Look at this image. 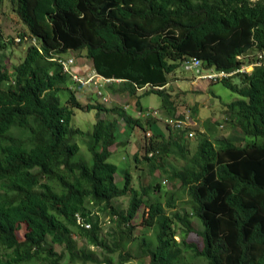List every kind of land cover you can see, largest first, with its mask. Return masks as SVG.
<instances>
[{
    "label": "trees",
    "instance_id": "1",
    "mask_svg": "<svg viewBox=\"0 0 264 264\" xmlns=\"http://www.w3.org/2000/svg\"><path fill=\"white\" fill-rule=\"evenodd\" d=\"M9 2L24 28L17 36L28 47L19 64L7 69L3 52L13 40L0 34V264H60L64 253L70 264L111 263L75 249L73 236L109 254L121 249L117 264H129L131 222L142 208L152 239H139L137 254L149 264H264V65L218 82L238 96L222 109L243 143L203 137L192 153L191 127L169 128L166 138L155 127L159 119L139 103L141 96L156 95L167 117L182 119L166 86L167 76L185 61L232 71L264 54V0ZM81 51L100 76L120 81L105 92L127 93L135 114L100 102L83 106L72 91L65 100L58 96L70 79L59 60ZM75 109L96 111L91 132L70 127ZM190 113L191 119L197 115ZM120 121L127 135L135 126L153 130L141 161L150 174L158 169L179 184L201 231L193 229L188 213L166 212L176 207L172 195L164 204L150 196L160 184L151 182L138 193L124 169L123 185H116L118 168L108 160ZM78 136L87 139L90 162L75 158ZM171 155L181 166L167 171ZM133 160L140 162L138 154ZM122 198H128L125 210L114 205ZM99 214L114 226L110 247L100 236ZM191 233L195 239L188 238Z\"/></svg>",
    "mask_w": 264,
    "mask_h": 264
},
{
    "label": "rangeland",
    "instance_id": "2",
    "mask_svg": "<svg viewBox=\"0 0 264 264\" xmlns=\"http://www.w3.org/2000/svg\"><path fill=\"white\" fill-rule=\"evenodd\" d=\"M24 31L23 25L20 23L16 14L13 12L9 0H3V3L0 5V34L6 40H13V44L9 46L3 52L5 66L7 69H11L12 66L19 64L22 60L27 44L17 43L15 39L17 35ZM66 59H74L75 65L80 68L81 75H85L86 72L93 68L91 61L87 59L85 52H68L66 53ZM93 70V69H91ZM251 69L249 68V71ZM92 72V71H91ZM90 73V72H89ZM88 73V74H89ZM87 74V75H88ZM116 81V84H120L119 80L113 79ZM169 84L167 85V91L170 93L174 105L176 108V115L185 114V116L191 117V111L194 109L197 113L195 118L191 119L190 130H191V146L190 151L193 153L194 147H196L199 139L206 137L211 141L216 139H232L235 143H243L242 136L239 135L237 127L235 125H230L226 123L225 116L226 111L222 107L224 104L230 103L238 98L230 90L225 88L221 83L218 84H208L202 82L197 77L192 75L189 72L183 71L180 67L175 72L167 76ZM119 81V82H118ZM236 82V80H234ZM73 92L76 100L83 106L86 105H95L100 102L97 95V90L94 87H81L77 82H73L69 79L65 85L62 86V89H59L57 92L58 96L65 100L70 92ZM139 91V92H138ZM138 95H141L142 90H138ZM97 95V96H96ZM110 99V103L104 104L105 108H114V106L125 109L130 115L135 114V105L134 102L130 101L127 93L114 92L113 94L107 93L106 95ZM101 103V102H100ZM139 103L144 109L150 114L153 111L158 113L159 119L156 129H161L163 135L168 138L170 135V129L165 126L163 118H167L165 111L161 108L160 98L156 95L141 96L139 98ZM103 104V103H101ZM159 106V107H157ZM134 111V113H133ZM95 110H81L75 109L73 117L70 122V127L73 129H79L84 133L91 132L93 124L95 123ZM105 114V113H104ZM100 115V116H103ZM138 114V113H137ZM198 116V117H197ZM152 117V116H151ZM207 123V124H205ZM124 122L120 121V130L121 135L118 139L117 144L111 147V156L109 162L116 165L118 172L115 175V183L118 187L123 185V174L124 169H128L132 176V187L138 192L141 193V188H144L149 183L160 184V191L152 192L150 196H158V200L161 203H165V196L172 195L175 200V209L170 210L166 209L168 214L173 212H186L189 214V223L193 229L201 231L202 227L199 221L195 218L193 214L192 207L186 204L188 202V196L180 192L179 184L170 182L162 171L156 169L153 172V175L150 174L149 167L145 162L141 161L145 151V137H150V134L145 130L134 127L129 135L125 134L123 130ZM155 130V129H154ZM174 132V131H173ZM123 133V134H122ZM75 142L79 146V153L75 157L76 159H84L87 162L91 161V156L86 148V141L82 136H78L75 139ZM138 154L140 162H134L133 155ZM164 169L170 171L172 167H180V159L171 155L166 159ZM165 182V184H162ZM155 198V197H153ZM114 205L119 207L120 210H125L128 205V198H122L114 202ZM183 208V209H182ZM145 209L142 208L138 215L132 220L133 233L131 239L133 242L131 244L130 255L131 259L129 264H149L147 258H141L137 254V241L141 238H147L148 240L152 239L151 231V219L145 214ZM100 219V236L103 237L110 247L113 241L112 233L114 231V226L112 223H109V217L106 214H99ZM176 240L181 242V229L177 228ZM24 227H20L18 231V239L22 241L24 239ZM188 238L195 239V234L191 233L188 235ZM71 241L74 242V247L77 250L84 249L86 252H90L94 259L99 262H102L104 259H111L110 264H117L119 260V254H123L121 249H117L113 254L107 252H102L101 250L90 246L83 239L78 237H71ZM51 245V244H50ZM53 249L57 253H62L64 250L63 246H58L52 244ZM60 264H70L67 253H64L62 261ZM73 264V263H72ZM74 264H81L80 262ZM86 264H94L88 262ZM99 264V263H98ZM104 264V263H100ZM198 264V263H196Z\"/></svg>",
    "mask_w": 264,
    "mask_h": 264
},
{
    "label": "built area",
    "instance_id": "3",
    "mask_svg": "<svg viewBox=\"0 0 264 264\" xmlns=\"http://www.w3.org/2000/svg\"><path fill=\"white\" fill-rule=\"evenodd\" d=\"M16 42H21V39L16 38ZM32 43H34V41H32ZM59 63L62 66L63 73L68 74L73 82H77L81 87L92 86L96 88L97 90L96 93L98 95V99L100 100V102L103 104L110 103L109 102L110 99L109 97L106 96L107 92H105V90L107 89L108 86L116 83L115 80L100 76L93 68H91L93 70L89 69L85 75H81L82 70L75 65L74 59L63 58L59 60ZM261 65H264V54L258 53L253 62H251L250 64H243L238 69L232 71L216 70L214 67L203 69V66H201V63L198 60L185 61L182 64V69L185 72L191 73L199 80H202V82H206L208 84H214L220 82L221 80L229 79L235 75L250 74L255 67ZM249 68L251 69L250 71ZM148 114L150 113L147 112L146 115ZM157 114L158 113H156V111H153L150 115L153 117V116H158ZM158 119L161 120V117ZM163 121L166 127L173 129V131L180 132L181 130L190 127V123L192 120L189 116H185V114H183L182 119L163 118ZM149 134L151 135V133ZM188 136H191V133H188ZM151 155H153V153H151L150 156ZM162 184H165V182H162ZM80 221L81 219L78 218V223ZM85 227L88 228L89 226L86 225Z\"/></svg>",
    "mask_w": 264,
    "mask_h": 264
},
{
    "label": "crops",
    "instance_id": "4",
    "mask_svg": "<svg viewBox=\"0 0 264 264\" xmlns=\"http://www.w3.org/2000/svg\"><path fill=\"white\" fill-rule=\"evenodd\" d=\"M166 88H167V86H166ZM157 107H159V106H157ZM143 109H144V107H142ZM198 117V116H197ZM205 124H207V123H205ZM156 127V126H155ZM169 129V128H168ZM159 130H161V129H159ZM152 129L150 130V132L149 133H152ZM161 132H162V130H161Z\"/></svg>",
    "mask_w": 264,
    "mask_h": 264
},
{
    "label": "clouds",
    "instance_id": "5",
    "mask_svg": "<svg viewBox=\"0 0 264 264\" xmlns=\"http://www.w3.org/2000/svg\"><path fill=\"white\" fill-rule=\"evenodd\" d=\"M17 38H19V37L17 36ZM15 41H16V39H15ZM17 43L19 44V43H21V42H17ZM74 61H75V60H74ZM158 118H160V116H159ZM167 118H169V117H167Z\"/></svg>",
    "mask_w": 264,
    "mask_h": 264
}]
</instances>
